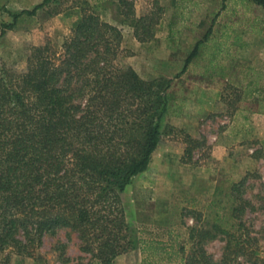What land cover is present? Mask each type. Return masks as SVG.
I'll list each match as a JSON object with an SVG mask.
<instances>
[{
    "label": "rangeland",
    "instance_id": "1",
    "mask_svg": "<svg viewBox=\"0 0 264 264\" xmlns=\"http://www.w3.org/2000/svg\"><path fill=\"white\" fill-rule=\"evenodd\" d=\"M42 1L0 0V64L23 72L31 47L45 42L59 53L93 11L121 33L115 64L171 80L160 144L121 193L135 245L112 264H141L143 240L164 243L158 264H264V8L250 0H51L13 21ZM185 135L195 140L189 156ZM81 246L75 231L59 228L31 256L9 250L8 264H97Z\"/></svg>",
    "mask_w": 264,
    "mask_h": 264
},
{
    "label": "trees",
    "instance_id": "2",
    "mask_svg": "<svg viewBox=\"0 0 264 264\" xmlns=\"http://www.w3.org/2000/svg\"><path fill=\"white\" fill-rule=\"evenodd\" d=\"M50 1L11 14L13 21ZM250 1L264 8V0ZM12 26L2 23V33ZM120 41L118 28L90 11L59 53L45 42L31 47L23 72L0 64V264L9 250L31 256L59 228L75 231L97 264L134 248L121 193L160 144L171 80H145L115 64ZM194 141L185 135L184 155ZM164 248L140 241L141 264H158Z\"/></svg>",
    "mask_w": 264,
    "mask_h": 264
},
{
    "label": "crops",
    "instance_id": "3",
    "mask_svg": "<svg viewBox=\"0 0 264 264\" xmlns=\"http://www.w3.org/2000/svg\"><path fill=\"white\" fill-rule=\"evenodd\" d=\"M224 138H226V137H224Z\"/></svg>",
    "mask_w": 264,
    "mask_h": 264
}]
</instances>
